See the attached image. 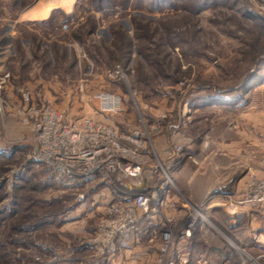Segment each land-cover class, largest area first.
<instances>
[{"label": "rangeland", "instance_id": "rangeland-1", "mask_svg": "<svg viewBox=\"0 0 264 264\" xmlns=\"http://www.w3.org/2000/svg\"><path fill=\"white\" fill-rule=\"evenodd\" d=\"M90 1L0 0V264H154L158 253V229L96 252L90 240L98 214H90V196L78 203L44 164L29 159V108L51 107L65 121L89 117L123 136L143 132L156 116L173 124L178 108L186 112L182 130L199 148L190 157L195 165L178 171L176 182L170 176L182 197L191 181L193 199L215 184L232 196L229 180L264 159V86L241 85L258 62L264 69V16L251 13L249 0H112L126 1L125 8L102 12ZM116 65L126 82L106 77ZM232 88L238 92L227 94ZM220 92L235 104L224 110L186 104ZM99 94L120 98L123 110L101 111ZM254 237L264 245V233ZM217 239L209 227L204 241Z\"/></svg>", "mask_w": 264, "mask_h": 264}, {"label": "built area", "instance_id": "built-area-1", "mask_svg": "<svg viewBox=\"0 0 264 264\" xmlns=\"http://www.w3.org/2000/svg\"><path fill=\"white\" fill-rule=\"evenodd\" d=\"M249 2L251 13L264 16V0ZM105 74L112 81H127L119 65ZM97 97L101 111L118 114L123 110L120 98L102 94ZM26 101L29 102V97ZM186 114L181 113L177 121L169 125V135L187 126L189 119ZM24 123L30 126L28 143L32 152L29 159L44 164L56 186L74 193L78 203H84L98 187L111 191L113 200L102 205L90 240V245L101 255L114 251L117 245L124 244L140 232L141 225L147 224L160 230L154 264H178L177 261L186 264L185 258L179 255L177 234L189 239L199 223L205 227V233L209 227L214 228L200 206L190 204L180 196L166 165L159 158L151 142L152 133L158 129L157 124L145 128L143 132L123 136L115 126L89 117L65 121L61 113L48 106L29 108ZM182 151V146L175 145L166 154L169 159L176 160ZM192 161L197 163L195 159ZM261 164L262 175L250 176L240 200L233 202L231 196L225 198L234 204L264 205V159ZM151 165L158 174L152 187L137 190L123 188V179L140 185L144 170ZM88 181L92 184L87 186ZM178 205L189 209L182 223L176 214ZM259 250L264 257V245H259ZM251 263L254 261L250 260Z\"/></svg>", "mask_w": 264, "mask_h": 264}, {"label": "crops", "instance_id": "crops-1", "mask_svg": "<svg viewBox=\"0 0 264 264\" xmlns=\"http://www.w3.org/2000/svg\"><path fill=\"white\" fill-rule=\"evenodd\" d=\"M259 65L260 64L258 62V66L255 69V74H252V77L247 79L246 82L241 83V85L249 86V84L254 83L252 87L255 88L258 86H264V69ZM260 69L263 70L260 71ZM232 100L233 99H229L225 94L214 98L189 101L186 102V104L192 110L199 108H216L224 110L229 106L231 107L232 104H235ZM181 113L182 111L178 108L176 111L177 119L180 117ZM154 118L155 122H153V124H157L159 120L165 119L164 117L159 119L158 116ZM208 135L209 132L204 133L202 141L204 139L208 140ZM159 137L163 140V144L159 141ZM156 139L159 141L157 142L156 140V143H158V149L155 148L158 150V154L160 156L159 158L161 159L162 163L166 165L170 176L174 182H176V174L178 171H182L187 163L191 162L190 164H196L192 163L190 157L197 156V148H199L198 139L192 135H188L185 130H179L174 135H169V132H166V134L160 133L156 135ZM175 145L182 146L185 151L186 157L183 158L182 162L180 157H178L176 160H171L166 154ZM159 147L162 149H159ZM241 158L244 159V155L241 156ZM248 163L249 165L245 173H242L237 178H235L234 183L232 182L233 180H229L228 182L229 184H232L234 190L233 195L231 196L233 202L241 199L242 193L245 189V183L251 175L261 176L263 173L260 161ZM157 179L158 174L151 165L149 168L144 170V179L140 185L132 184L131 182L124 179L122 180V185L126 190L150 188L155 184ZM191 182L188 183L187 187H183L185 188L182 193L184 196L183 198H185L190 204H193L197 207L200 206L205 218L212 223L214 227L212 229L217 234H219L221 239L213 241L210 245L207 244L204 241V236L207 235V232L205 233V227L200 223L193 229L192 235L189 239L181 238L178 233L176 236V241L177 247L179 249V255L180 257L185 258L184 260L187 261L186 264H199L201 262L208 264H250V260L254 261V263L251 264H264V257H261L259 245L254 244V236L264 233L262 232L264 230H261L259 227L260 219L264 217V205L254 206L249 204L231 203L229 199L225 198V196L229 195L220 194L219 191L221 186L224 187L225 184L207 186L201 197H196L193 199L190 197L192 193L187 192V189L193 186L191 185L193 184ZM91 184L92 182L88 181L87 186ZM194 184L196 185L197 183ZM180 192H182V190ZM90 194L92 203L90 204L91 209H89V211H91V215L101 214L102 205L113 200L111 191L102 187L96 188ZM172 198L174 200L176 199L175 197ZM81 206L83 209L85 205L81 204ZM188 212L189 209L187 207L178 205L176 214L180 223H182V221L186 218ZM217 212L221 213V219L220 216L215 217ZM240 230H245V232H243L244 237L240 236L242 233ZM148 232H150V230L146 229L143 233L148 234ZM177 263L182 264L179 263V261H177Z\"/></svg>", "mask_w": 264, "mask_h": 264}, {"label": "trees", "instance_id": "trees-1", "mask_svg": "<svg viewBox=\"0 0 264 264\" xmlns=\"http://www.w3.org/2000/svg\"><path fill=\"white\" fill-rule=\"evenodd\" d=\"M89 5H91L90 7L95 9L96 11L98 12H102V11H110V10H120V9H117V8H125L126 6V1L124 4H118L116 3L115 1H112V0H94V1H90ZM124 5V7H122ZM263 21H264V18H263ZM121 67V65H119ZM123 67H125V65H122ZM122 68V67H121ZM231 92H238L237 91V88H232L231 90L227 91L226 93H231ZM226 93L224 92H220V96L222 95H225ZM222 94V95H221ZM167 119H161L157 122V126H158V129L152 133L153 135H157V134H166V132H168V129H169V125L171 124L170 122L166 121ZM173 123V122H172ZM174 124V123H173ZM182 130V129H180ZM183 152L184 149H183ZM34 164L38 165V164H41V163H36V162H33ZM146 229H158V227L156 226H149L147 224H144V225H141L140 226V232L143 233ZM159 235V233H158Z\"/></svg>", "mask_w": 264, "mask_h": 264}]
</instances>
